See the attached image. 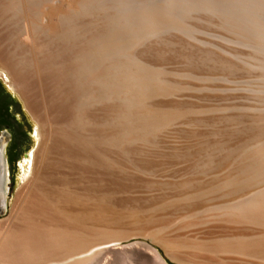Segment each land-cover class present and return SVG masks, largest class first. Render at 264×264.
I'll list each match as a JSON object with an SVG mask.
<instances>
[{
	"label": "rangeland",
	"instance_id": "1",
	"mask_svg": "<svg viewBox=\"0 0 264 264\" xmlns=\"http://www.w3.org/2000/svg\"><path fill=\"white\" fill-rule=\"evenodd\" d=\"M50 16L56 32L47 29ZM0 45L30 99L16 95L0 68L10 207L40 141L33 112L44 118L53 105L64 111L62 131L77 139L66 143L104 157L69 170L85 181L100 175L104 188L116 179L122 221L112 231L127 234L102 246L144 243L168 264H182L176 255L223 264L212 248L238 231H264L236 211L264 190V0H0ZM81 109L92 122L79 120ZM156 232L180 247L166 249ZM120 256L75 264H135Z\"/></svg>",
	"mask_w": 264,
	"mask_h": 264
},
{
	"label": "bare ground",
	"instance_id": "2",
	"mask_svg": "<svg viewBox=\"0 0 264 264\" xmlns=\"http://www.w3.org/2000/svg\"><path fill=\"white\" fill-rule=\"evenodd\" d=\"M71 6H75V3H72ZM46 21L48 31L56 32L55 19L53 21L50 16ZM34 66L37 71L41 72L39 62ZM0 68L3 74L10 78L9 84L13 90L15 89L19 93L15 94L22 95L23 99H26L30 104L26 80L24 81L20 69L1 45ZM58 68L60 69V67ZM48 78L50 79V76ZM96 78L100 79V76L97 75ZM137 86L139 85L137 84ZM139 105L143 106V104ZM33 113L39 122L36 136L40 138V141L37 149L31 150L24 159L28 165L31 164L30 176L17 191L11 207L9 205L11 172L8 157V136H0V215L5 216L0 220V264H58L63 260H68L71 264L92 263L104 253L114 256L122 255L128 261L132 259L130 261L135 264H168L161 253L148 244L102 246L104 245L102 240L105 237L114 236L115 238L117 236L116 238H118L127 234L120 230L112 231L113 227H117V224H121L122 221L117 205L112 200L116 189L114 175L110 176L109 188H104L100 175H96L92 181L78 179L69 170L71 163L93 164L92 157L99 158L103 155L100 151L76 148L66 143V141L73 142L77 139L62 131L65 128V115L61 108L53 105L47 106L44 109V118L36 114V110ZM78 118L84 124L92 122L82 109L78 113ZM259 153L261 156L260 170L264 171V145L259 147ZM252 161L254 162V160ZM256 162L258 163V161ZM71 167L73 166L71 165ZM254 175L253 170L249 171V176L253 179L258 176ZM259 177H256L257 181ZM231 207L233 206L229 208ZM236 211L239 219L264 226V190L259 191L243 204L241 203L236 207ZM137 222L139 221L137 220ZM143 231L145 232V230ZM157 234L156 232L151 235L155 239H159V243H162L166 249L173 252L176 247H180L178 242L161 239ZM212 250L224 254L221 262L223 264H264V231L257 234L250 230L235 232ZM172 255L175 256L174 253ZM209 257L211 256L209 255ZM175 259H178L182 264H199L191 255H176Z\"/></svg>",
	"mask_w": 264,
	"mask_h": 264
}]
</instances>
